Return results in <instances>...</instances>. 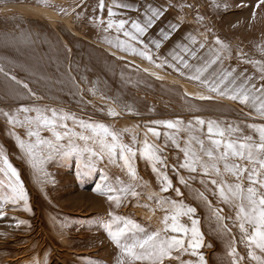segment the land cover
<instances>
[{"label": "rangeland", "instance_id": "obj_1", "mask_svg": "<svg viewBox=\"0 0 264 264\" xmlns=\"http://www.w3.org/2000/svg\"><path fill=\"white\" fill-rule=\"evenodd\" d=\"M99 2L0 0V152L17 170L30 209L25 211L23 202L3 207L0 264H119V250L104 227L110 219L108 212L132 219L148 232L155 231L163 227L166 210H172L168 203L157 204L158 198L182 201L196 209L195 218L203 235L198 253L204 256L205 264H230V241H234L238 256L244 257L241 264H256L247 257L235 209L220 202L215 194L210 180L216 177L203 175L202 170L189 172L181 168L184 153L180 149L189 135L203 140L205 148L211 147L207 121H215L224 129H237L230 134L226 131L228 138L242 140L251 136L258 142L259 135L250 126H264V118L250 104L220 97L190 77L196 74V68L215 57L213 50L219 51L215 40L219 38L227 50L220 52V59L201 80L211 83L217 74L235 69L233 76L238 82L252 77L256 87L264 84L258 71L264 66V5L257 7L259 0H104L101 11ZM120 4L128 7H115ZM109 6L114 12L119 8L120 15H115L114 20L144 23L150 7L163 13L140 38L142 44L133 42L139 50H148L152 62L113 46L118 39L127 38L115 28L105 30ZM174 56L186 60L189 67L183 68ZM201 96L207 98L200 99ZM33 106L71 113L77 123H66L75 132L81 131V121L103 123L121 132L125 144L131 145L135 137L137 149L143 146L147 134L148 142L161 149L167 167L156 165L154 171L152 163L137 152L133 163L139 195H128L119 207L95 191L101 182L99 171L85 178L77 176L74 156L54 157L45 165L47 177L40 176L38 180L12 135L15 132L27 140L26 128L8 124L2 114ZM109 109L117 115H109ZM23 115L20 113L19 118ZM197 118L205 124L197 125ZM167 120L183 121L182 130L176 132L154 123ZM148 127L160 132L159 138L149 133ZM165 132L175 134L179 148L165 137ZM41 136L51 138L47 131H42ZM191 146L199 149L195 141ZM220 167L223 172V165ZM98 168L114 185L117 178L124 184L133 183L119 163H109L105 158ZM158 174L166 175L171 182L168 191H161ZM9 176L0 172V181L7 183ZM223 179L234 182L228 173ZM243 183L246 187L247 181ZM176 189L182 195L177 196ZM198 193H203L206 201ZM213 210H222L227 232L220 230ZM180 222L191 226L187 216ZM173 256L166 264H196L198 260L190 249Z\"/></svg>", "mask_w": 264, "mask_h": 264}, {"label": "snow or ice", "instance_id": "obj_2", "mask_svg": "<svg viewBox=\"0 0 264 264\" xmlns=\"http://www.w3.org/2000/svg\"><path fill=\"white\" fill-rule=\"evenodd\" d=\"M260 5H264V0H259L257 7ZM115 7H128V5L120 4L115 5ZM99 8L101 11L104 10V0H100ZM149 11L150 15L145 13L144 23L136 20H114L113 17L116 13L113 11V7L109 6L105 30L115 28L117 33H122L127 38V40L118 39L113 46L120 47L123 51L139 55L152 62V56L148 50H139L133 43L142 44L143 41L140 38L163 14L151 7ZM101 23L103 24L104 21ZM126 25L130 26L126 27ZM215 44L219 46V51L213 50L215 57L205 66L196 68V74L190 78L201 81L210 92L220 97H227L244 105L250 104L255 112L264 118V84L256 87L251 82L252 77H246L243 81L238 82L237 78L233 76L235 69L217 74L211 83L208 80H201L204 73L220 59V52L227 50V45L223 44L219 38L215 40ZM156 47H160L159 43L156 44ZM201 47L204 45L201 44ZM183 51L187 52L188 49L184 48ZM173 59L177 60L183 68L189 67L188 62L181 57L174 56ZM255 63L259 64V62ZM160 66L157 65V67ZM258 71L261 72V80H264V66L259 67ZM10 79L16 80L14 76H11ZM16 82L20 83L19 81ZM22 86L28 87L27 84ZM206 98L200 97V99ZM20 113L24 114L22 119L19 118ZM28 113H35V115L30 116ZM2 114L7 119L8 124L26 128L27 140L21 139L15 132L12 135L17 141V146L25 154L28 164L34 173L38 174V180L40 176L47 177L45 165L54 157L60 156L66 159L74 156L78 177L85 178L100 172L101 182L97 183L95 191L100 195H106L109 203L115 207H119L128 195L133 197L139 195L135 190L139 185L136 183L138 177L133 163L137 152L141 158L152 163L154 171H156V165L167 167L160 155L161 149L148 142L147 134L143 146L137 149L134 147L135 137H133L131 145L125 144L121 132H117L103 123L81 121L78 122L81 131L75 132L68 128L66 122L71 120L73 123H77L76 117L71 113L54 108L46 106L21 107L17 113L3 112ZM109 115L115 116L117 113L114 109H109ZM154 123L163 125L166 129H175L176 132L181 131L183 126V121L180 120L155 121ZM195 123L202 126L205 121L197 118ZM250 127H254L258 133V142L253 140L251 136H246L242 140L228 138L226 131L230 134L237 129L231 127L224 129L215 121H207L211 147L205 148L203 140L189 135L185 147L180 149L184 153V161L180 167L189 172L202 170L203 175L216 177L211 179L210 183L215 186V194L218 195L220 202L235 209V221L242 233V240L246 242L248 259L255 261L256 264H264V126ZM191 129L192 124L189 123L188 130ZM42 131L49 132L51 138L42 137ZM147 131L157 138L161 135L152 127H148ZM164 135L168 140H171L173 145L177 148L180 147L175 134L165 132ZM65 140L67 141L66 144L61 143ZM192 141L199 145L198 150L192 148ZM105 158L109 163H119V166L126 170L133 183L124 184L119 178H117L115 185L110 183L109 177L98 168V164L103 162ZM0 162L3 164V167H0V172H4L5 175L10 173L7 183L0 181V215H3L2 209L5 205L15 206L19 202H23L25 211H30L28 196L17 170L2 152H0ZM221 164L223 165V172L221 171ZM224 173L230 174L234 178V182L228 183L224 180ZM158 176L161 179V191H168L171 187L168 177L162 174H158ZM245 180L247 181L246 187L243 183ZM180 182L184 183V180L181 179ZM176 194L177 196L182 195L179 189H176ZM198 196L201 200L206 201L203 193H198ZM156 203L161 205L168 203L172 210L170 213L166 210L161 221L163 227L151 232H148L132 219L117 215L111 210L108 212L110 219L104 223V227L110 240L119 250V264H166V261L174 258L173 253H182L189 249L192 256H198L196 264H205L204 256L198 253V249L203 246V235L199 228L200 222L195 218L196 209L185 206L182 201H168L158 198ZM221 211L213 210V215L220 230L227 232V225L223 223L225 217L220 215ZM183 216L190 219V227L180 222V218ZM18 223H24V221ZM228 256L230 257V264H241L244 259V257L238 256L234 241L229 242Z\"/></svg>", "mask_w": 264, "mask_h": 264}, {"label": "crops", "instance_id": "obj_3", "mask_svg": "<svg viewBox=\"0 0 264 264\" xmlns=\"http://www.w3.org/2000/svg\"><path fill=\"white\" fill-rule=\"evenodd\" d=\"M119 10V8H117V10H116V15H120V12L118 11Z\"/></svg>", "mask_w": 264, "mask_h": 264}]
</instances>
